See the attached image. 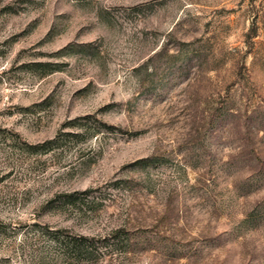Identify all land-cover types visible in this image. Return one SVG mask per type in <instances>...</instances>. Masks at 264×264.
Masks as SVG:
<instances>
[{
	"label": "rangeland",
	"instance_id": "obj_1",
	"mask_svg": "<svg viewBox=\"0 0 264 264\" xmlns=\"http://www.w3.org/2000/svg\"><path fill=\"white\" fill-rule=\"evenodd\" d=\"M0 264H264V0H0Z\"/></svg>",
	"mask_w": 264,
	"mask_h": 264
},
{
	"label": "trees",
	"instance_id": "obj_2",
	"mask_svg": "<svg viewBox=\"0 0 264 264\" xmlns=\"http://www.w3.org/2000/svg\"><path fill=\"white\" fill-rule=\"evenodd\" d=\"M53 237H55V238H57L58 240L59 239H61V240H59V241H65V240H67V241H65V243L66 244H64L70 251H75V252H78V251H80V250H78V249H81L80 247H82V245H83V242L81 241V239H79V238H69V239H66V238H61L59 235H55V233H54V236ZM65 239V240H64Z\"/></svg>",
	"mask_w": 264,
	"mask_h": 264
}]
</instances>
